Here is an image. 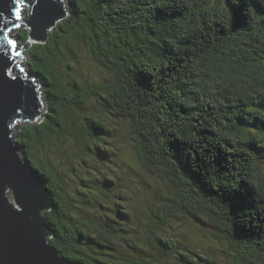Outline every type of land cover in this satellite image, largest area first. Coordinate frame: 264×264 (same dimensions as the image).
Instances as JSON below:
<instances>
[{"label": "trees", "instance_id": "16d2710c", "mask_svg": "<svg viewBox=\"0 0 264 264\" xmlns=\"http://www.w3.org/2000/svg\"><path fill=\"white\" fill-rule=\"evenodd\" d=\"M65 4L46 42L29 44L28 15L15 36L46 108L20 124L17 143L49 202L52 246L82 264H264V0ZM83 49L108 78L72 73ZM109 116L127 124L141 169L169 186L159 203L100 211L115 183L101 170L82 179L96 193L69 192L62 146L103 160ZM176 218L204 224L225 249L170 237Z\"/></svg>", "mask_w": 264, "mask_h": 264}, {"label": "water", "instance_id": "95a60500", "mask_svg": "<svg viewBox=\"0 0 264 264\" xmlns=\"http://www.w3.org/2000/svg\"><path fill=\"white\" fill-rule=\"evenodd\" d=\"M26 7L33 41L46 42L67 16L65 0H27ZM16 10L15 0H0V18L19 26ZM15 46L0 35V264H82L64 258L50 243L52 232L43 218L49 202L20 154L16 126L38 121L44 104L40 85L23 66L24 46L19 51Z\"/></svg>", "mask_w": 264, "mask_h": 264}, {"label": "rangeland", "instance_id": "374dc122", "mask_svg": "<svg viewBox=\"0 0 264 264\" xmlns=\"http://www.w3.org/2000/svg\"><path fill=\"white\" fill-rule=\"evenodd\" d=\"M211 1L212 3H215L217 0ZM28 13L29 9L27 7L23 8L21 12L22 19H20L21 22L26 19ZM21 28H23V25L20 24V27L15 29L10 35V38L16 41L15 48L17 51L21 49L22 45L19 41L16 40L15 36L17 31ZM32 42L33 40L30 41L29 44H31ZM26 50L24 49L22 53V56L25 59V62L22 63L25 69H27L28 71V56ZM78 59L79 63L76 66V69L72 72L74 75L79 73L83 74L84 77L90 82L102 81L104 78H108L110 76L109 72H107L91 60L87 53V50L83 49ZM88 107L90 109H94L93 104H89ZM41 112L43 116V114L46 112L45 105H43ZM41 120L42 117L38 120V122H40ZM109 121L113 123L111 127V131L113 133H109L107 136H105L106 143L102 144V147H105L106 149H112V153L107 152V155L103 157V160L99 161L96 157H92L91 159H85L81 157L76 153V148L71 145L72 142L66 141L62 146L63 153L64 150H66L67 152L64 153L65 157L61 160V164L68 172L66 181L68 183L69 192L73 196H75L77 190L79 192L85 193H96L95 190H98L97 187H95L93 184H90V181H83L82 179L86 177L95 178L100 174L101 170L104 172L106 177H111L115 181V183H109L113 185L111 188H109L108 191H106L109 196H100L101 202L105 206L103 208H100V211L106 213L108 212L107 208H109L110 212L115 213L116 203L120 204L124 208L128 205H132L133 207H135L138 201V205H140L141 208H144V199H148L149 201H156L157 203H159L162 193L169 194V186H165L163 184V180L160 178V176L155 180V177L147 175L144 170L141 169L136 157L137 155L134 148L135 142L132 138V135H130V130L128 129L127 124L121 122L120 119L118 120L112 116H109ZM19 126L20 125L16 126V137ZM83 159L86 161L85 163L82 161ZM135 187L142 190L138 192ZM130 188L135 190V195L130 191ZM146 188L147 191L152 193L153 197L150 198L149 195L141 193ZM9 199L14 202L13 195H9ZM76 206L78 208L86 210H91L94 207H98L97 204H90L89 208L80 207L77 203ZM112 209L114 210V212ZM146 222L147 221H145V226ZM145 226L141 224L136 225L138 232L140 228L144 229ZM204 230H208V227L204 226V224H200L198 222H196L195 224L192 220L186 218H176L175 220H173V224L167 227L166 234L170 237L176 236L182 240L187 238L186 236H189V238H191L189 240L196 245V248L198 250H207V253H209V250L213 248L210 245H213L214 243H216V247L218 249H225V245L223 246V244L216 242V240H214L213 238H209L210 234H208ZM143 233L144 232L142 230V233H138L137 237L141 240L139 242L140 247L143 249V251H145L148 250V248L143 243V238L141 239L139 237L140 235H144Z\"/></svg>", "mask_w": 264, "mask_h": 264}, {"label": "snow or ice", "instance_id": "6c2138e0", "mask_svg": "<svg viewBox=\"0 0 264 264\" xmlns=\"http://www.w3.org/2000/svg\"><path fill=\"white\" fill-rule=\"evenodd\" d=\"M15 5L17 10L14 12L16 20L22 19L21 12L24 7L27 6V0H15ZM18 27L14 22L3 21L0 18V35H3L5 39H8V43L11 45H15L16 41L14 39H9L8 34L13 31V28ZM19 55V53H17Z\"/></svg>", "mask_w": 264, "mask_h": 264}]
</instances>
